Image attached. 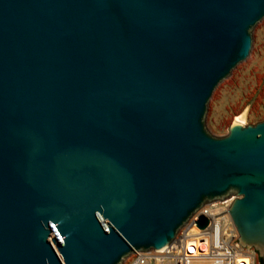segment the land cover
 Masks as SVG:
<instances>
[{
  "label": "water",
  "instance_id": "obj_1",
  "mask_svg": "<svg viewBox=\"0 0 264 264\" xmlns=\"http://www.w3.org/2000/svg\"><path fill=\"white\" fill-rule=\"evenodd\" d=\"M263 19L264 0H0V264H122L232 198L264 260V121L205 123Z\"/></svg>",
  "mask_w": 264,
  "mask_h": 264
},
{
  "label": "built area",
  "instance_id": "obj_2",
  "mask_svg": "<svg viewBox=\"0 0 264 264\" xmlns=\"http://www.w3.org/2000/svg\"><path fill=\"white\" fill-rule=\"evenodd\" d=\"M232 202L233 198L203 207L168 248L129 255L122 264H255L254 251L239 245L229 215ZM200 217L208 220L203 230L196 225Z\"/></svg>",
  "mask_w": 264,
  "mask_h": 264
},
{
  "label": "rangeland",
  "instance_id": "obj_3",
  "mask_svg": "<svg viewBox=\"0 0 264 264\" xmlns=\"http://www.w3.org/2000/svg\"><path fill=\"white\" fill-rule=\"evenodd\" d=\"M237 119L244 126L264 121V19L252 30L248 58L217 86L208 102L205 123L214 137H225ZM254 254L259 264V255Z\"/></svg>",
  "mask_w": 264,
  "mask_h": 264
},
{
  "label": "trees",
  "instance_id": "obj_4",
  "mask_svg": "<svg viewBox=\"0 0 264 264\" xmlns=\"http://www.w3.org/2000/svg\"><path fill=\"white\" fill-rule=\"evenodd\" d=\"M259 264H264V260H261L260 258L258 259Z\"/></svg>",
  "mask_w": 264,
  "mask_h": 264
},
{
  "label": "bare ground",
  "instance_id": "obj_5",
  "mask_svg": "<svg viewBox=\"0 0 264 264\" xmlns=\"http://www.w3.org/2000/svg\"><path fill=\"white\" fill-rule=\"evenodd\" d=\"M236 121H237V123L242 124V120L237 119Z\"/></svg>",
  "mask_w": 264,
  "mask_h": 264
}]
</instances>
